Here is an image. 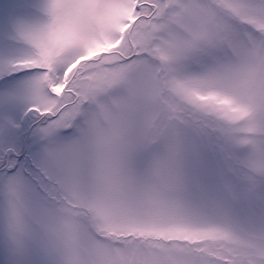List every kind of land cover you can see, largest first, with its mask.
<instances>
[{"label": "snow or ice", "instance_id": "snow-or-ice-1", "mask_svg": "<svg viewBox=\"0 0 264 264\" xmlns=\"http://www.w3.org/2000/svg\"><path fill=\"white\" fill-rule=\"evenodd\" d=\"M0 264H264V0H0Z\"/></svg>", "mask_w": 264, "mask_h": 264}]
</instances>
